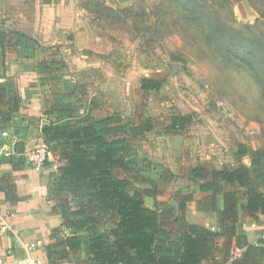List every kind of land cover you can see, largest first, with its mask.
<instances>
[{"label":"rangeland","instance_id":"374dc122","mask_svg":"<svg viewBox=\"0 0 264 264\" xmlns=\"http://www.w3.org/2000/svg\"><path fill=\"white\" fill-rule=\"evenodd\" d=\"M0 32L7 35L0 50V103L8 112L9 99L18 96L23 110L32 102L19 94L33 92L39 112L18 109L0 123V159L13 143L41 141L40 127L65 115L54 110L57 103L94 119L118 114L130 125L151 118L149 132L125 130L129 141L120 156L129 171L116 174L150 189L144 203L175 217L186 194L191 200L203 195L191 168L249 164L239 145L264 152V0H0ZM142 77L159 79V90H142ZM91 99L98 104L93 110ZM173 116L189 122L169 131ZM42 144L45 167L55 171L54 144L42 140L30 147ZM15 159L7 158L25 164L23 157ZM48 201L53 207L55 201ZM186 208L194 206L187 201ZM99 218V233L116 222L110 214ZM239 221L247 239L264 236L240 208ZM71 233L58 226L50 236ZM90 234L77 232L81 257ZM176 238L173 231L169 241Z\"/></svg>","mask_w":264,"mask_h":264},{"label":"trees","instance_id":"16d2710c","mask_svg":"<svg viewBox=\"0 0 264 264\" xmlns=\"http://www.w3.org/2000/svg\"><path fill=\"white\" fill-rule=\"evenodd\" d=\"M49 0H44V2ZM0 32V50L7 41ZM175 60V59H174ZM161 81L142 77L140 87L144 91H157ZM3 95V94H2ZM19 97L9 99L8 112L2 110L0 122H8L9 114L19 107ZM1 106L3 102L0 103ZM98 107L94 99L89 109ZM64 116L45 123L41 127L43 141L54 144V156L58 165L49 173L48 197L55 201L53 210L60 215L61 227L72 233L45 246L51 264H261L264 256V236L255 243L247 240L239 221V208L247 216L262 225L264 230V152H249L239 145V152L249 156V164L232 167L191 168V180L207 195L210 209L218 212V230H213L184 218L188 193L178 203V214L164 212L144 203L148 188H136L130 177H120L118 169L128 172V164L120 154L129 141L125 130L134 136L153 130L151 118L130 125L118 114L94 119L88 112L77 114L72 104L57 103L56 109ZM189 119L173 116L166 126L169 131L185 128ZM129 134V133H128ZM14 149L23 148L14 144ZM161 181L166 180L161 177ZM0 190L5 198L15 201L14 185L0 176ZM244 202L239 205V193ZM222 195L223 207L217 208ZM70 200L74 204L70 203ZM110 214L116 222L107 233H99V217ZM165 215V217H164ZM89 230L90 237L79 256L77 232ZM177 238L169 241L172 232ZM219 236H227L226 243L217 244ZM231 240L234 243H231ZM233 246L242 247L241 254L231 259Z\"/></svg>","mask_w":264,"mask_h":264},{"label":"crops","instance_id":"0c3cea01","mask_svg":"<svg viewBox=\"0 0 264 264\" xmlns=\"http://www.w3.org/2000/svg\"><path fill=\"white\" fill-rule=\"evenodd\" d=\"M28 78V81L25 83L27 85L26 88H31L29 86L30 77L28 76ZM29 93L30 95L25 92L19 95L25 96L26 94L29 102L31 101L32 104L35 105L34 102L38 99L33 92ZM32 104H29V107L23 108V110L20 106L18 109L27 114H39L37 110L35 111V106L33 108ZM1 107L2 110H5L3 106ZM24 107H26V105ZM18 109L11 113L17 112ZM25 123L27 125V121ZM41 127L39 130L40 140L42 141ZM28 128H30V126H28ZM41 141H30L29 139L16 144L23 148V152L32 148L30 146L35 142L39 143ZM7 149L16 151L14 149V143L10 147L8 146ZM2 156L3 158L0 159V172L2 171L4 173L0 174V176L5 177L14 185L17 199L15 201L7 200L5 198V192L0 190V214L5 215L8 212H14L13 216L8 217V222L11 225L12 231L8 234L0 233V264H12L11 261L13 256L20 257L28 250L34 256L40 257L43 261L42 264H51L47 259L45 246L54 241V238L50 236L51 229L61 225L60 215L54 212L52 205H50V201H48L49 173L53 169L51 166H47V168L43 166L40 169H35L26 162L22 167L12 165L10 161L7 160L8 157L18 160L22 156L12 155L7 157L3 154ZM208 194L209 193L206 192L203 193L201 197L188 200V203H192L194 209L191 211L186 208L184 211V218L191 223L218 230V212L211 210L210 207L208 210L204 208V203L206 202L205 197H207ZM219 196L222 201L220 203L217 202V208L221 209L223 207V198L222 195ZM260 217L263 219L264 215ZM255 227L259 230L262 229L261 224ZM242 229H245V225H242ZM255 238L256 236L254 237V235H248L247 240L251 243H255L257 241H255ZM227 240V236H219L216 242L220 245L226 243ZM231 243L233 244L234 241L231 240ZM10 252L13 256L7 255Z\"/></svg>","mask_w":264,"mask_h":264},{"label":"built area","instance_id":"2783aa9c","mask_svg":"<svg viewBox=\"0 0 264 264\" xmlns=\"http://www.w3.org/2000/svg\"><path fill=\"white\" fill-rule=\"evenodd\" d=\"M4 156H12L19 155L25 159V162L35 169H40L46 164L48 152L47 148L44 144L40 146H36L34 148L27 149L23 152H16L12 149H7L2 153ZM14 212H8L5 215L0 214V233H9L12 231L11 225L8 222V217L13 216ZM252 227H255L256 224L253 222ZM243 248L238 246H233L231 250V259L239 256L242 252ZM7 255H12V253H8ZM13 256V255H12ZM12 264H42L43 261L40 257L34 256L30 253V251H26L20 257H12Z\"/></svg>","mask_w":264,"mask_h":264}]
</instances>
